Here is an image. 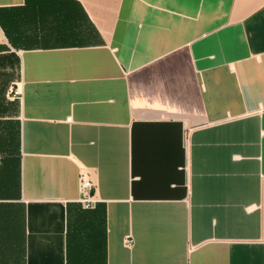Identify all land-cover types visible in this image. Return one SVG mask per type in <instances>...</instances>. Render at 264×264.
<instances>
[{"label":"crops","instance_id":"obj_1","mask_svg":"<svg viewBox=\"0 0 264 264\" xmlns=\"http://www.w3.org/2000/svg\"><path fill=\"white\" fill-rule=\"evenodd\" d=\"M0 264H264V0H0Z\"/></svg>","mask_w":264,"mask_h":264},{"label":"built area","instance_id":"obj_2","mask_svg":"<svg viewBox=\"0 0 264 264\" xmlns=\"http://www.w3.org/2000/svg\"><path fill=\"white\" fill-rule=\"evenodd\" d=\"M13 91L16 90L13 89ZM78 190V202L81 204L82 208H93L95 203L97 202L94 185L87 173L84 171H81L78 177Z\"/></svg>","mask_w":264,"mask_h":264}]
</instances>
